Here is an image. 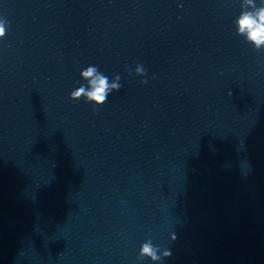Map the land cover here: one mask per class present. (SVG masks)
I'll use <instances>...</instances> for the list:
<instances>
[{"label": "clouds", "instance_id": "1", "mask_svg": "<svg viewBox=\"0 0 264 264\" xmlns=\"http://www.w3.org/2000/svg\"><path fill=\"white\" fill-rule=\"evenodd\" d=\"M244 3L249 5L254 10L242 11L235 21L237 33L244 36L246 41L251 43L256 50L264 47V0H244ZM4 23L0 21V37L4 36ZM139 76L146 75V70L142 65H137L135 69ZM81 79L85 82L76 90L70 93V98L79 101L84 98L85 103H91L96 108L105 104L110 93L118 91L121 88L120 76H115L111 82L109 78L101 73L94 65L88 66L80 72ZM141 83H147L146 80H141ZM175 240V236L172 237ZM160 249L154 246L151 240L145 242L140 249L138 259L142 260L145 257L152 261L161 260V255L158 253ZM172 252L165 250L163 256L170 257Z\"/></svg>", "mask_w": 264, "mask_h": 264}]
</instances>
